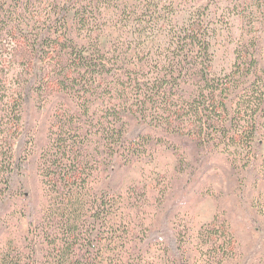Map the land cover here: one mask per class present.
I'll use <instances>...</instances> for the list:
<instances>
[{"label": "trees", "instance_id": "obj_1", "mask_svg": "<svg viewBox=\"0 0 264 264\" xmlns=\"http://www.w3.org/2000/svg\"><path fill=\"white\" fill-rule=\"evenodd\" d=\"M192 1L0 0V183L13 194L22 176L28 221L0 264H146L154 248L168 264L194 254L221 264L227 232L261 226L240 214L260 213L264 194V4L241 14L250 30L218 73L220 14ZM10 36L22 53L14 73L2 62ZM164 148L197 180L153 233L132 212L146 197L122 176ZM218 171L225 208L183 253L172 221L200 205L199 186ZM253 247L240 264H264Z\"/></svg>", "mask_w": 264, "mask_h": 264}, {"label": "rangeland", "instance_id": "obj_2", "mask_svg": "<svg viewBox=\"0 0 264 264\" xmlns=\"http://www.w3.org/2000/svg\"><path fill=\"white\" fill-rule=\"evenodd\" d=\"M168 1H174L176 4V1L178 3L179 0ZM208 1L209 0H194L189 6H203ZM212 2L215 4L212 10L220 14L218 24V32L220 35L218 39L219 42L215 46L216 55L214 59V69L216 72L221 73L233 62L232 54L241 37L242 26L245 28V33L250 30L249 27H245L246 24L243 22L241 14L250 12L251 7L256 3L259 5L264 4V0H212ZM255 8L257 9V7ZM255 8L254 12L256 10ZM18 40L19 38L16 39L10 36L3 47L4 57L2 58V62L11 73H14L15 68L21 64L20 56L22 53L19 49L20 45L18 46ZM7 135L9 134H6V136ZM11 142V139L7 140L8 144H11ZM176 168V157L164 148L156 154L151 163H137L125 177L122 176L123 187L125 189L136 186L138 190H140L143 199L146 197V203H142V206L145 208L141 205L139 206L140 209L142 208L141 213L138 210H132V212L136 213V215L138 214L139 219H143L144 217L147 227L152 232L154 230H166V227L163 226L165 221L164 214L166 213H161L162 209L167 212L171 204L184 194V191L190 184L189 181L197 180V178L189 180L187 173L179 174L178 171L176 173ZM208 175L207 177L205 176L207 179L198 189L199 192L204 194V198L200 202V205H198L196 209H192L185 213L184 216L181 213L183 216L182 218H177L176 220L172 219V222L176 225V229L181 236L180 243H183V253L187 250L201 247V243H199L198 239L200 229L215 219L216 214L220 213L219 207L225 208L224 204L227 201V189L225 186L227 179L224 176L225 173L218 171V173H209ZM31 177H34L33 174L28 179L24 180L27 181L26 190L33 193V190H38L39 188H36V183L29 180ZM17 181L19 184L16 183L15 187L17 188L13 194L8 192V187L4 186V183H0V248L3 244H7V242L12 240H15L12 242H16L18 237L28 234V221L24 218L26 215L20 214L24 206L22 196L25 192V189L21 187V175L18 177ZM252 193V197L258 196L257 193ZM216 196L220 198H216ZM261 198L262 207H260V213L257 214L256 211L250 208L249 213L240 214L242 217L246 216L253 218L258 221L261 226L256 225L258 230L255 232H248L244 228L239 229L237 227L233 228L235 235H231V233L228 234L227 232L225 238L219 242L220 245L227 247L220 252V255L223 254V256L221 255L218 259V262L222 261L221 264H240L241 259L247 254L246 250H248L252 243L254 247L250 250H258L264 258V194ZM159 200L160 202H164L163 205L158 206V204H160L158 203ZM139 203H141V201ZM161 206H163V208ZM8 209L9 211L7 212ZM228 210L230 211L231 209ZM177 235L176 233V238ZM149 237L152 239L153 234L150 233ZM193 257L195 264H205L199 255L195 257L194 254ZM183 258L186 259L185 257ZM146 264L168 263L161 250L154 248L151 250L150 255H148Z\"/></svg>", "mask_w": 264, "mask_h": 264}]
</instances>
